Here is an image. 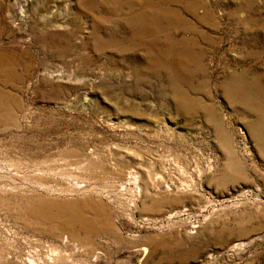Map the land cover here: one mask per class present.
I'll return each instance as SVG.
<instances>
[{
    "label": "rangeland",
    "instance_id": "1",
    "mask_svg": "<svg viewBox=\"0 0 264 264\" xmlns=\"http://www.w3.org/2000/svg\"><path fill=\"white\" fill-rule=\"evenodd\" d=\"M0 264H264V0H0Z\"/></svg>",
    "mask_w": 264,
    "mask_h": 264
},
{
    "label": "bare ground",
    "instance_id": "2",
    "mask_svg": "<svg viewBox=\"0 0 264 264\" xmlns=\"http://www.w3.org/2000/svg\"><path fill=\"white\" fill-rule=\"evenodd\" d=\"M27 3V2H26ZM140 168V167H139ZM148 196V195H147ZM6 256V255H5ZM15 260V259H14ZM61 260V259H60ZM5 261V260H4ZM10 261V260H9ZM5 263V262H4ZM10 263V262H9Z\"/></svg>",
    "mask_w": 264,
    "mask_h": 264
}]
</instances>
